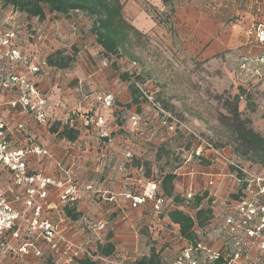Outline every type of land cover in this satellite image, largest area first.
Instances as JSON below:
<instances>
[{
    "label": "rangeland",
    "instance_id": "rangeland-1",
    "mask_svg": "<svg viewBox=\"0 0 264 264\" xmlns=\"http://www.w3.org/2000/svg\"><path fill=\"white\" fill-rule=\"evenodd\" d=\"M120 1L125 6L124 16L127 21L133 24L143 35L141 43L139 45L133 44L132 48L129 49L130 55L121 52L116 57L103 53L96 44L95 37L90 32V20L81 15L76 16L73 14L66 18L47 15L48 24L56 22L59 25L61 37L57 40L58 50L63 51L65 55L73 56L72 63L62 72L74 76L76 74H83L86 77L92 75L90 76L92 83H98L97 86L91 89L93 84L83 82L80 94L86 95L90 99V96H96V94L111 93L115 102L122 101L119 104L123 108L130 100V94H128L129 84L134 80L141 81L129 76L130 80L125 82L119 76L123 73L129 75L136 73L144 80L145 91L152 96V99L161 108L163 107L161 101L167 102V107H163V109L175 115L183 126L175 132H170L165 126L163 127L160 121L152 120L154 125L149 126L150 142H144L140 139L145 135V130L131 132L132 137H137V139L132 141V148L130 147L133 152V154L131 153L132 160H126L124 157L120 161L117 160V168L122 163L123 168L118 170L121 171V175L110 174L113 176L108 177L109 175H105L104 171L100 177L96 176L92 180L95 181L96 188L108 190L118 199L121 198L116 192L119 187L123 192L137 195L146 180L159 181L167 173H179L177 172L178 169L182 167L184 161L190 155L188 147L190 146L189 142L192 143V140L188 133L194 132L209 141L212 146L222 148L223 152L222 157L209 153L208 157L205 158L208 161L201 164L202 169H196L194 175L197 184L195 189L191 188L192 190L189 193L208 194V200L211 197L210 200H213V203L211 202L208 205L205 199L202 207L210 208L211 206L214 214L221 216L236 203L231 198L236 188L233 183L231 168L225 162L226 158L234 163L240 162L247 166V171L252 176L264 178L260 170H257L256 167L251 168L250 165L241 160L239 155L233 154L232 140L218 120V114L226 113V109L222 106L224 100L236 95L238 93L237 88L242 87L248 91L249 102L254 110L250 113L246 109L243 100L238 104L239 110L249 117L255 131L259 133L264 131V62L260 61L261 69L258 70L259 77H257L254 74V67L257 63L251 61L244 54L241 56L238 51H227L218 58H201L199 48L193 50L197 39L192 36L193 34L187 28L175 26V22L170 18L172 14L169 13L168 7L161 3V0ZM227 18L230 22L237 19L236 16H227ZM7 19L8 15L0 13V29L6 27L4 20ZM16 20L23 29L27 27V31L33 35L36 30L41 29L42 24L38 21L32 23L24 16H18ZM257 26L259 25L253 22L249 29H245L247 36H249L248 31L250 29L253 31ZM225 28L227 30L225 35L228 37L232 29L224 25L221 30ZM189 37H191L190 40H188ZM36 44L39 46L37 40ZM245 58L246 60H244ZM133 60L136 62L134 66L129 64ZM50 73L53 74V77L56 75L53 69H47L46 72L40 75L44 77ZM94 77L95 81L93 80ZM256 78L261 81L257 83ZM101 80L102 86L99 85ZM127 110H132L133 113L136 112L134 108ZM126 121L125 117H120V119L114 121L117 126L112 133L114 138L131 139L129 138L130 133H128L130 126L128 127ZM127 152L130 151L127 150ZM189 160L190 169H192L196 163L193 157ZM112 164L113 161L109 163V166ZM129 164L132 167H141V170L137 173H130ZM105 169L107 170L108 167H105ZM203 169H206L204 173ZM189 171L186 170V172ZM201 172L208 175L207 179ZM131 177H133L132 179L136 178V183H132V185L126 181ZM180 178H183L184 181L179 180ZM180 178H176L174 182L175 192L186 194L190 182H186V176ZM138 179L141 183H137ZM209 181L212 182L211 185ZM98 185H101V187ZM91 197L93 201H97L96 193H93ZM104 203H107V201ZM110 209H113V207L111 206ZM168 209L169 207L166 205L160 213H156L152 210L151 205L146 203L138 206L134 209L135 211L128 215L130 225H132L131 230L135 232V236L139 241L138 251L135 253L141 254L138 258L145 254L149 255L148 250L153 247L162 254L169 253V250L166 251L165 246L168 231L172 230L171 226L166 225ZM117 215L116 212H108L109 219L105 224V231L101 233L102 236L106 237L109 233L116 234L123 231L124 226H129L123 224L122 227L120 223H115ZM210 225L217 226L218 223L211 222V220L206 222L208 232L211 230ZM87 234H91L90 230H87ZM128 250H132V248Z\"/></svg>",
    "mask_w": 264,
    "mask_h": 264
},
{
    "label": "built area",
    "instance_id": "built-area-1",
    "mask_svg": "<svg viewBox=\"0 0 264 264\" xmlns=\"http://www.w3.org/2000/svg\"><path fill=\"white\" fill-rule=\"evenodd\" d=\"M18 16L19 13L13 11L12 17L4 20L6 27L0 29V60H5L11 70L5 82L8 88L18 92L15 100L2 102L0 99V109L5 106L20 111L30 115L37 124L47 126L53 110L48 99L38 91L29 76L42 74L50 68L46 62L48 55L40 52L36 44V40L39 44L43 41L42 35L29 37L26 30L18 24L16 20ZM248 35L254 37L259 44L264 43V31L260 26L253 31L250 29ZM24 42L30 52L23 51ZM260 61L264 62V58ZM16 66L21 67L22 70L12 71ZM1 87L0 83V89ZM140 91L145 98V102L140 107L143 105L147 109L142 113L134 112L126 117L131 132L147 130L149 126L154 125L152 120L160 121L170 132H175L183 126L175 115L161 108L150 94L144 93L142 89ZM94 98L102 111L91 116L86 124H95L99 136L111 143L113 131L107 121L109 111L113 108L114 98L108 93L96 94ZM16 126L15 130L25 131L22 123ZM188 136L192 140L189 146V159L193 157L201 162L209 153L222 157L223 150L215 149L206 139L194 132H189ZM11 137L12 130L2 119L0 112V166L9 171L12 185L10 189L12 198H9L7 191L4 192L0 188V264L7 262L23 264L27 256L41 258L45 249L49 252V256L65 258L68 264L74 261L78 264L82 259L97 264H130L137 260L120 253L112 252L109 256H104L97 251L90 252L64 238L59 224L43 216L44 210L48 208L46 201L51 189L57 191L60 203L69 205L74 204L82 192L96 193L110 201H114L117 196L108 190L96 189L93 184L80 187L71 178L62 182L40 172H31L27 168L28 157H47L48 151L38 145L14 149L10 141ZM124 158L131 160V152H127ZM225 162L237 173L240 172L246 182L239 201L221 216L213 214L211 222L214 221L218 225L211 226V224L209 232L207 227L195 226L194 240L181 236L179 230L171 226L172 230L168 231L165 242L166 251L169 250V253H161V264H214L217 261L220 262L219 264H264V178L252 176L247 171V166L243 164L234 163L228 158ZM122 168L121 163L119 169ZM233 179L237 184L240 181L236 179L235 174ZM209 184L211 185L212 182L209 181ZM183 195L186 200H191L195 194L188 192ZM122 196L130 201L133 209L149 203L152 210L160 213L166 205L171 206V200L164 199L160 195L159 183L153 179L146 180L137 195L126 193ZM20 202L28 212L15 208L14 205ZM103 228L102 224L98 225L99 230Z\"/></svg>",
    "mask_w": 264,
    "mask_h": 264
},
{
    "label": "crops",
    "instance_id": "crops-1",
    "mask_svg": "<svg viewBox=\"0 0 264 264\" xmlns=\"http://www.w3.org/2000/svg\"><path fill=\"white\" fill-rule=\"evenodd\" d=\"M171 4L174 9V13H172L170 17L171 20L175 22V26L187 28L190 33L193 34L192 36L197 39L196 44L193 46L195 49L193 50L195 51L196 48H199L201 58L215 57L224 51L232 50H238L241 55H254V57H256L259 52L264 49V43L258 48L257 45L254 44V37L247 36L245 32V29H249V27L253 25V22H255L256 25L258 24L261 30L264 31V0H171ZM0 13L8 15L9 19L12 17L13 11L9 8L0 7ZM19 15L26 18L23 14ZM227 16H236L237 19L230 22ZM47 19L48 16L45 17L44 21H38L42 24L40 27L41 29H39V31L36 30L34 35L27 31V27L24 28L29 37L39 34L42 35L43 41L38 46L39 51L43 54L50 55L58 50L57 40L61 37V32L56 22L48 24ZM30 20L32 23L37 21L34 18ZM224 25L232 29L228 37L225 35L227 32L226 28L221 30ZM46 27H48V29H46ZM190 39L191 37L188 38V40ZM22 49L24 52H30L25 42L23 43ZM49 69L55 71L56 75L54 77L52 73L44 77L40 74L29 76V79L35 83L38 91L48 99L51 109L53 110L47 126L37 124L30 115L20 111H14L5 106L0 109L2 119L5 120L12 130V137L10 138L12 147L18 150V148H24L28 145H38L40 148L46 149L49 156H29L27 168L31 172H40L62 182L67 178H71L78 183L80 187L93 184L96 188L95 181H93L92 178L96 176L100 177L104 171L105 175H109L108 177L113 176L110 174H115L117 176L121 175V171H118L120 169L117 168V160L120 161L127 153V150L133 154L130 147L132 148V141H135L137 137H132L133 135L129 129L128 133H130L129 138L131 139L122 140L121 138H114L112 136L113 141L108 143L106 139L101 138L95 124H86L91 116L101 113L102 110L100 109V105L96 102L94 96H90L89 99L85 97L86 95L80 94L82 92L81 88L83 82L93 84L91 89L97 86L98 83H92V78H90L92 75L86 77L83 74H76L74 76L68 73L64 74L61 68L50 67ZM20 70H22V68L16 66L12 71L16 72ZM10 71L7 62L1 59L0 77L2 80L0 83L2 87L0 89V99L2 102H8L17 98L18 92L8 88L9 86L5 82V78ZM79 71L81 73L80 69ZM93 80L95 81V77ZM99 85H103L102 80ZM118 102L122 103L120 100H118ZM119 103L114 101L113 108L109 111L107 123L110 124L112 131L117 128L114 123L116 119L125 117L126 120V117L133 113L132 110L123 108ZM146 109L147 108L142 105L140 107V113ZM18 123H22L23 126H25L24 132L15 130ZM126 123L129 127V123L127 121ZM54 124L61 125V128L64 125H68L74 130L77 129L79 132L77 141L69 142L65 139H57L56 135L50 132V128ZM149 131L150 127L145 130V135L142 133V137L144 138H138L144 142H150ZM207 157L208 155L205 158ZM112 161L113 164L109 166V163ZM189 161L190 160L187 158L182 167L178 169L177 172L179 173H173L175 175V181L176 178L187 177L185 179L186 182H190L187 192H191L192 189H195L197 180L194 173L197 171L196 169H202L201 164L208 161V159H202V161L199 162L194 158L196 164H194L192 169H190L191 165H189ZM105 167H108V169L106 170ZM129 168L130 173H137L141 170V167H132L130 164ZM186 170L190 171L186 172ZM205 171L206 169H203V173ZM202 175H205L207 179V174ZM132 178L133 177L126 179L130 185L136 183V178ZM179 180L184 181L183 178ZM137 183H141L140 179L137 180ZM233 183L235 184L234 180ZM98 186L101 187V185ZM0 188L4 192L7 191L9 198H12V193L10 191L12 188L11 175L9 171L2 166H0ZM96 189L105 190L102 188ZM116 190L121 198L118 199L116 197L114 201L106 200L97 195L96 200L100 202H95L91 197L93 193H80L77 197L78 200L73 205L75 211L80 212L81 216L77 221H73L63 212L64 207L69 204L60 203L57 191L51 189L48 200L46 201L48 208L44 210L43 216L59 224L64 238L69 239L71 242L78 246L80 245L90 252L97 251L98 247L110 243L113 246V253H120L121 255L129 254L128 257L131 259H138L141 254L135 253L138 251L139 241L135 236V232L131 230L132 225H130L128 216L135 210L131 208L130 201L122 196V194H126V192H123L120 187ZM105 201H107V203H104ZM14 206L19 211L28 212V209L24 207L21 202ZM111 206L113 209H110ZM168 207L169 209L171 208V206ZM109 211L118 213L115 223H120L122 227L123 224L129 226H124L123 231L116 234L109 233L108 236L105 237L102 236L101 233L106 229L105 224L109 219ZM99 224H102L104 228L99 230ZM87 230H90L91 234H87ZM130 248H132V250H128ZM131 251H133L132 253L134 254H132ZM156 251L158 250L156 249ZM43 252L44 255L41 258L27 256L23 264H68L65 258H59L53 255L49 256V252L46 249ZM143 256L147 255L145 254ZM76 262L74 261L71 264H76ZM7 264L10 263L7 262Z\"/></svg>",
    "mask_w": 264,
    "mask_h": 264
},
{
    "label": "trees",
    "instance_id": "trees-1",
    "mask_svg": "<svg viewBox=\"0 0 264 264\" xmlns=\"http://www.w3.org/2000/svg\"><path fill=\"white\" fill-rule=\"evenodd\" d=\"M161 3L168 7L169 13H174L171 0H161ZM1 8H9L14 12L23 14L27 19H36L39 22L44 21L47 15L68 17L73 14L76 16L81 15L91 22L90 32L95 37L96 44L103 53L106 55H113L118 57L121 52L130 55V48L134 45L141 43V33L138 29L131 24L124 16L123 3L120 0H0ZM252 39V38H251ZM250 39V40H251ZM254 44L258 48L261 46L256 40ZM259 50V49H258ZM238 51V50H235ZM232 51V52H235ZM227 51L215 56L218 58ZM241 55V54H240ZM242 56V55H241ZM253 56V57H252ZM251 61L257 63L254 67V74L258 76V70L261 69L260 59L264 58V51L261 50L259 54L248 56ZM133 58V57H132ZM214 58V57H213ZM246 60V58L244 59ZM73 61V56L65 55L63 51L56 50L46 58L47 65L50 67H56L58 69H65L69 67ZM133 66L136 62L133 60L130 62ZM263 67V66H262ZM134 77L136 80L128 86V94H130V100L124 106L127 109L136 108L135 111L140 113V105L145 102L143 93L149 94L145 91L144 80L136 73L129 75L123 73L119 77L122 81H129L130 77ZM257 79V83L261 80ZM238 93L228 97L224 100L222 106L226 109L225 114H218V120L220 125L226 129L227 135L230 136L233 145V154L239 155L244 163L250 165L251 168L256 167L260 170L262 176H264V131L259 133L252 127V121L248 116L242 114L239 110V102L244 101L246 109L251 113L254 107L250 104V96L248 91L242 87L237 88ZM163 107H167V102L161 101ZM114 105V102H113ZM162 107V108H163ZM50 132L55 134L57 139H65L69 142H76L79 135L78 130H74L68 125L54 124L50 128ZM190 143V142H189ZM189 145V144H188ZM214 147V146H213ZM189 148V147H188ZM218 148L217 146L214 147ZM240 163V162H239ZM241 164V163H240ZM231 173L235 174L236 179L239 181L235 183V193L231 195L232 201L238 202L242 196V190L246 186V182L240 172H236L231 167ZM175 175L173 173L165 174L159 183V193L164 199L171 200V208L166 213V225L174 226L179 230L181 236L194 240L195 234L193 229L195 226L199 228H205L206 222L210 221L213 217L214 211L209 207H202L205 199L208 205L213 200H208V194H195L191 200H186L184 195L176 193L174 189ZM213 203V202H212ZM63 212L66 216L73 221H77L81 213L75 211L74 205H67L64 207ZM97 252L104 256H109L113 252V246L109 243L97 248ZM149 255L138 258L132 264H161V253L156 249L150 248ZM217 261L214 264H219ZM78 264H97L82 259Z\"/></svg>",
    "mask_w": 264,
    "mask_h": 264
}]
</instances>
